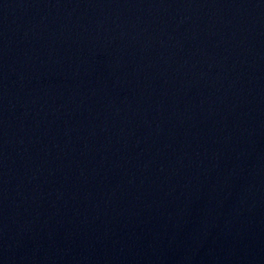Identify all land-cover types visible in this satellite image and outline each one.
Here are the masks:
<instances>
[{"label": "water", "instance_id": "water-1", "mask_svg": "<svg viewBox=\"0 0 264 264\" xmlns=\"http://www.w3.org/2000/svg\"><path fill=\"white\" fill-rule=\"evenodd\" d=\"M0 264H264V0H0Z\"/></svg>", "mask_w": 264, "mask_h": 264}]
</instances>
